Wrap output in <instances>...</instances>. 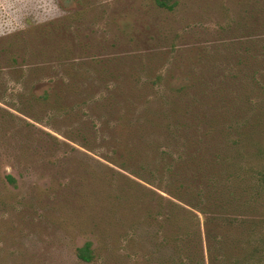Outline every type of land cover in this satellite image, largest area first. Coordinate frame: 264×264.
Masks as SVG:
<instances>
[{
  "label": "trees",
  "instance_id": "1",
  "mask_svg": "<svg viewBox=\"0 0 264 264\" xmlns=\"http://www.w3.org/2000/svg\"><path fill=\"white\" fill-rule=\"evenodd\" d=\"M164 55L62 64L52 88H25L0 107V130L14 124L26 141L62 118L66 142L44 133L51 148L70 142L123 172H114L129 185L118 205L142 214L133 264H264V171L254 167L264 152V37ZM44 70L18 72L42 80ZM5 182L17 185L12 174ZM76 256L94 263V243Z\"/></svg>",
  "mask_w": 264,
  "mask_h": 264
},
{
  "label": "rangeland",
  "instance_id": "2",
  "mask_svg": "<svg viewBox=\"0 0 264 264\" xmlns=\"http://www.w3.org/2000/svg\"><path fill=\"white\" fill-rule=\"evenodd\" d=\"M35 1L0 0L7 90L0 107L14 105L25 88L37 94L52 88L65 63L137 54H161L164 61L166 53L264 37V0H167L177 3L172 12L154 0ZM39 67L50 76L27 79L18 72L27 76ZM47 123L37 124V135L26 141L14 124L0 130V264H84L76 251L89 241L98 254L91 264H133L131 226L142 214L118 205L129 185L114 172H123L100 160L114 172L103 168L97 152L70 142L51 148L44 133L66 142L65 129L62 118ZM254 167L264 171V152ZM7 174L16 186L5 182Z\"/></svg>",
  "mask_w": 264,
  "mask_h": 264
}]
</instances>
